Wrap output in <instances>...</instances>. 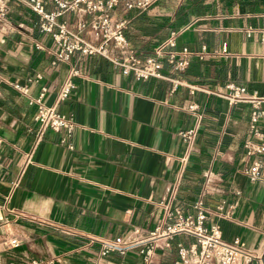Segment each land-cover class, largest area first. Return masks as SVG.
I'll return each mask as SVG.
<instances>
[{
  "label": "crops",
  "instance_id": "crops-1",
  "mask_svg": "<svg viewBox=\"0 0 264 264\" xmlns=\"http://www.w3.org/2000/svg\"><path fill=\"white\" fill-rule=\"evenodd\" d=\"M148 1L144 8L118 5L111 18L124 21L123 35L137 58L151 55L175 31L174 59L186 64L174 69L162 57L160 76L136 79L112 63L119 55L112 41L104 54L74 51L52 64L55 45L39 31L37 15L26 0H7L0 22L1 262L144 264L139 249L153 241L154 227L171 222L164 205L189 213L200 193L206 206L224 201L222 214L208 218L225 241L238 237L248 251L264 250V156L243 146L264 142V106L255 122L262 137L253 136L252 105H228L218 95L227 83L264 95V49L256 31L264 25V0ZM84 18L79 34L96 46L90 16ZM59 19L76 30L81 17L65 11ZM247 27L253 29L249 36ZM35 73L41 79L26 83ZM66 78L73 87L58 100ZM6 81L26 83L27 94ZM41 85L42 103L72 117L69 135L33 120L35 105L28 99ZM188 86L198 89L190 93ZM191 103L201 118L187 150L178 131L194 124ZM254 160L261 177L249 181L245 170ZM116 236L135 242L122 254L101 255L100 242ZM12 238L17 246L5 247ZM192 240L184 232L172 234L167 246L153 248L149 264H174L176 244Z\"/></svg>",
  "mask_w": 264,
  "mask_h": 264
},
{
  "label": "built area",
  "instance_id": "built-area-1",
  "mask_svg": "<svg viewBox=\"0 0 264 264\" xmlns=\"http://www.w3.org/2000/svg\"><path fill=\"white\" fill-rule=\"evenodd\" d=\"M29 9L38 17V29L40 32L47 33L51 37L55 49L52 52V64L67 61L70 54L78 51L82 54H93L99 52L104 54L105 45L108 41H112L118 49L119 55L111 57L114 65L120 66L122 73L132 72L136 79H145L147 77L160 76V59H165L173 66L174 69H182L186 64L184 59L175 60V31H170L168 36L160 42L151 55L143 58H137L133 51L129 48L128 42L123 35V20H113L110 11L120 5L125 9L144 8L148 0H26ZM50 2L51 9L46 8V3ZM65 11L76 13L81 17L76 25V30H71L65 20L59 19ZM7 14V0H0V22L3 21ZM85 15H89L88 26L90 33L94 39L99 40L98 45L94 46L85 41L79 34L80 30L85 26ZM258 40L264 49V25L257 30ZM245 35L249 36L253 29L247 27ZM36 47L40 46L35 44ZM181 52L185 53L186 48L182 47ZM41 79L39 73H35L32 77L26 78V83L38 81ZM3 80L0 78V81ZM172 86H176L177 80H171ZM13 89L26 95L28 86L26 83L6 81ZM73 87L69 78L62 83L58 100L65 98L69 90ZM226 91L218 95L228 104L237 102H249L253 110L250 115L249 133L253 136L262 137L258 131L255 122L257 119V109L260 104L264 106V95L257 96L254 93H248L246 88L241 85L227 83ZM189 92L193 93L198 88L188 86ZM46 88L44 85L39 87V93L28 99L29 104L35 105L33 120L38 123L41 128H49L53 131L63 129L66 135L72 131L75 123L72 117L61 114L55 110L53 106H45L41 99ZM196 104L191 103L187 109L194 114V124L186 129L178 131L181 141L185 144L187 150L191 148L194 141L201 114L196 111ZM260 113H262L260 111ZM248 154L264 156V142L252 143L245 141L243 144ZM71 148L70 145H68ZM260 163L258 160L246 168L245 175L249 181L260 180L259 173ZM238 192H236L237 194ZM224 201H218L214 207L205 205V197L203 193L197 195L191 207L192 211L183 213L178 206L164 205L165 218L171 220L170 223L163 227L156 226L150 232L153 241L139 249L144 264L150 263V258L154 247L167 246L168 237L174 233L184 232L193 237V240L187 244H176V259L174 264H264V250L259 253L248 251L244 243L234 237L230 241H225L221 236L219 224L208 218L210 214L219 216L222 214ZM226 215V212L223 213ZM2 219L0 213V220ZM161 238L162 241L156 239ZM133 239H122L116 236L110 241L103 240L100 242L99 253L104 255L109 251H118L123 253L125 247L133 244ZM18 241L14 238L4 243L5 247H15ZM0 264H43L40 259L31 258L26 260L9 259Z\"/></svg>",
  "mask_w": 264,
  "mask_h": 264
}]
</instances>
